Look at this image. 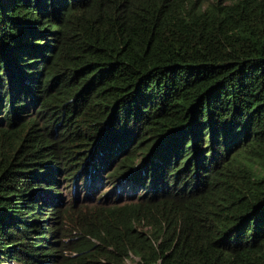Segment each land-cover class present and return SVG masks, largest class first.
Wrapping results in <instances>:
<instances>
[{
    "label": "trees",
    "instance_id": "trees-1",
    "mask_svg": "<svg viewBox=\"0 0 264 264\" xmlns=\"http://www.w3.org/2000/svg\"><path fill=\"white\" fill-rule=\"evenodd\" d=\"M0 264H264V0H0Z\"/></svg>",
    "mask_w": 264,
    "mask_h": 264
}]
</instances>
